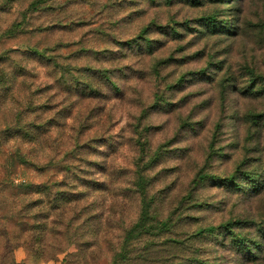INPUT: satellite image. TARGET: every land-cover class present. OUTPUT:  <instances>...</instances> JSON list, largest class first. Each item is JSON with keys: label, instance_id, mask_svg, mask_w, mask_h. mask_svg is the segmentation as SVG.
<instances>
[{"label": "rangeland", "instance_id": "1", "mask_svg": "<svg viewBox=\"0 0 264 264\" xmlns=\"http://www.w3.org/2000/svg\"><path fill=\"white\" fill-rule=\"evenodd\" d=\"M5 1L0 74L12 82L0 131L35 136L5 142L0 164L20 153L16 182L46 183L30 199L53 214L57 193L77 234L49 238L68 253L43 260L19 247L17 261L112 264L139 219L142 175L159 227L131 240L124 264H264V0H53L36 12L33 0ZM208 15L217 30H205ZM228 222L249 249L201 232Z\"/></svg>", "mask_w": 264, "mask_h": 264}, {"label": "trees", "instance_id": "2", "mask_svg": "<svg viewBox=\"0 0 264 264\" xmlns=\"http://www.w3.org/2000/svg\"><path fill=\"white\" fill-rule=\"evenodd\" d=\"M51 1L53 0H33L30 3L29 9H31L32 12L44 11L47 8H50V5L48 6L47 4ZM184 1L193 6L199 5L201 2L200 0ZM12 2H14V0H6L4 4L7 5ZM203 20L206 21L205 30L215 31L218 29V20L214 16L208 15L204 17ZM19 24V26H13L8 29V36L17 34L18 29L23 23L20 22ZM145 30L146 29H144L141 34H143ZM170 32L169 35L175 37L181 35L176 27H171ZM140 38L146 40V43H144L145 47L142 48V50L145 49L147 52L152 50L154 46L152 40L144 36H140ZM137 44L138 49H140L142 43L138 42ZM24 52H29L35 57V59L52 63V57L43 49L30 46ZM4 58H6V54L5 57L4 55H0V64H3V61L5 60ZM13 75L16 77V74ZM103 76L108 80L106 74H103ZM253 81H256L255 76L250 78L249 84ZM11 82V79L6 80L4 76L0 74V113L3 104V95L7 97L11 92V87L9 86ZM112 84L118 89L116 87L117 85H114V82H112ZM18 135H21L22 138H26L29 141H32L35 136L29 134L27 130L20 129V127L11 131H8L6 128L5 130L0 131V153L5 145L4 143L16 138ZM18 159L20 162L17 161ZM22 162L26 163L27 160L24 159L20 153L16 152L8 154L7 161H3L0 164V264H26L25 261H17L16 259L15 251L19 247H24L28 252L33 253L35 257H39L40 259H54L58 257L59 254L68 253L70 246H65L59 249H49V238H65L69 240L68 242L70 244L74 242L77 236V234L73 232L74 228L72 229L74 219H69L65 222L62 211H60L62 206L61 201L63 199L59 197L57 193L52 198L55 212L53 214L43 197L37 200L30 199L33 190L39 192L40 195H43L46 192V188L44 187L46 186V183H41L39 186L33 187L34 184L26 181L16 182L15 175H17L18 163L23 164ZM139 179L140 181L138 185L143 196L141 213L138 221H136L125 233L122 245L113 255L112 264H124L129 259V253L132 252L130 251L131 249L129 246L133 238L135 239L136 237L138 238V236L150 234L151 228L159 227L158 223L154 224L151 222V205L147 199L144 177L140 175ZM230 179L231 178L228 180ZM235 222L238 223L239 221ZM235 222H228L220 226L211 225L201 229V232L206 233L207 235H214L218 232L230 234L232 244L235 245L236 248H239L241 251L244 248L249 249L250 244H248L247 239L236 233L233 229L235 227ZM165 225H167V222L162 221L160 228ZM28 232L30 233V238L25 237Z\"/></svg>", "mask_w": 264, "mask_h": 264}, {"label": "crops", "instance_id": "3", "mask_svg": "<svg viewBox=\"0 0 264 264\" xmlns=\"http://www.w3.org/2000/svg\"><path fill=\"white\" fill-rule=\"evenodd\" d=\"M19 254H20V257L18 258V261H21V260H23L24 258H26V255L23 256L21 252H19ZM44 264H45V263H44ZM46 264H55V263L50 262V263H46Z\"/></svg>", "mask_w": 264, "mask_h": 264}]
</instances>
